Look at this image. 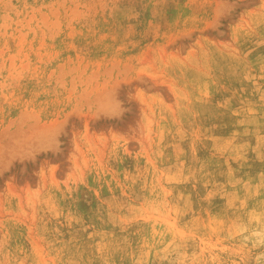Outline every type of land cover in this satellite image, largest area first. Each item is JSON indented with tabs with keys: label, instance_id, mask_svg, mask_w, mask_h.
<instances>
[{
	"label": "rangeland",
	"instance_id": "374dc122",
	"mask_svg": "<svg viewBox=\"0 0 264 264\" xmlns=\"http://www.w3.org/2000/svg\"><path fill=\"white\" fill-rule=\"evenodd\" d=\"M0 264H264V0H0Z\"/></svg>",
	"mask_w": 264,
	"mask_h": 264
}]
</instances>
